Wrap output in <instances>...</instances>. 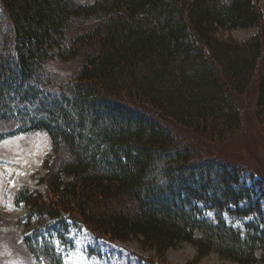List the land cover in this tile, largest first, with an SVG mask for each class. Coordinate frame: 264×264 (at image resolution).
Segmentation results:
<instances>
[{"label": "trees", "instance_id": "16d2710c", "mask_svg": "<svg viewBox=\"0 0 264 264\" xmlns=\"http://www.w3.org/2000/svg\"><path fill=\"white\" fill-rule=\"evenodd\" d=\"M241 28L258 32L230 35ZM253 85L264 123L261 0H0V141L44 132L55 154L46 194H15L31 255L63 264L54 238L84 226L160 259L190 243L195 263L264 261V181L172 127L224 140ZM225 214L252 220L241 229ZM35 219L50 235L26 234Z\"/></svg>", "mask_w": 264, "mask_h": 264}, {"label": "rangeland", "instance_id": "374dc122", "mask_svg": "<svg viewBox=\"0 0 264 264\" xmlns=\"http://www.w3.org/2000/svg\"><path fill=\"white\" fill-rule=\"evenodd\" d=\"M261 6L264 12V0H261ZM256 32L257 28H241L231 31L230 35L244 41ZM62 67L57 68L62 69L58 74L61 77L69 75L70 68ZM237 97L242 112V129L230 133L224 140L219 141L176 125L172 127L203 156L238 164L264 181V123L258 121L256 114L257 86L253 85L249 91ZM54 155L50 138L44 132L19 133L0 141V264H48L45 258L37 261L22 242L25 228L20 221L28 208L24 204H15L14 200L21 187L46 194V185L39 179L46 173V161L50 162ZM206 214L215 219L213 212L206 211ZM224 216L229 225L241 229L245 222L252 220L250 217L239 219ZM46 220L35 219L28 226L26 234L38 230L43 236L50 235L47 230L51 222ZM54 245L62 255L63 264H238L215 252L195 263L197 251L190 243L169 249L160 259L154 251L142 250L134 241L122 243L98 239L84 226L71 227L64 239L54 238ZM255 264H264V261Z\"/></svg>", "mask_w": 264, "mask_h": 264}]
</instances>
